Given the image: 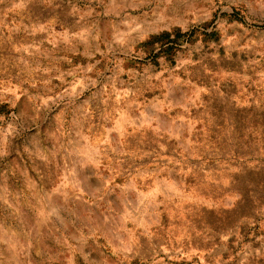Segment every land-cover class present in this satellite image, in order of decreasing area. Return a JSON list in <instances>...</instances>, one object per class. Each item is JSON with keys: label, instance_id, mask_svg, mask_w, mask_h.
I'll list each match as a JSON object with an SVG mask.
<instances>
[{"label": "rangeland", "instance_id": "374dc122", "mask_svg": "<svg viewBox=\"0 0 264 264\" xmlns=\"http://www.w3.org/2000/svg\"><path fill=\"white\" fill-rule=\"evenodd\" d=\"M0 264H264V0H0Z\"/></svg>", "mask_w": 264, "mask_h": 264}]
</instances>
